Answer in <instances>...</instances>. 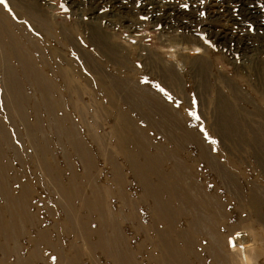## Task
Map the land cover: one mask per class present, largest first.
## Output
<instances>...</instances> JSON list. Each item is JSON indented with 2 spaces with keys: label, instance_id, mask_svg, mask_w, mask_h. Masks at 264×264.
I'll return each mask as SVG.
<instances>
[{
  "label": "rangeland",
  "instance_id": "obj_1",
  "mask_svg": "<svg viewBox=\"0 0 264 264\" xmlns=\"http://www.w3.org/2000/svg\"><path fill=\"white\" fill-rule=\"evenodd\" d=\"M104 1L0 3V58L17 44L47 82L40 97L10 54L0 59V166L33 216L13 230L14 242L0 230V264H264V30L207 25L215 0H160L148 13L146 0H121L112 12ZM170 9L190 14L187 30L151 19ZM204 26L250 33L254 51L229 54ZM4 67L15 70L13 99ZM128 163L147 174L139 180ZM142 182L161 186L155 201L167 216ZM3 200L2 224L14 217ZM97 228L118 237V247L108 242L117 263Z\"/></svg>",
  "mask_w": 264,
  "mask_h": 264
},
{
  "label": "bare ground",
  "instance_id": "obj_2",
  "mask_svg": "<svg viewBox=\"0 0 264 264\" xmlns=\"http://www.w3.org/2000/svg\"><path fill=\"white\" fill-rule=\"evenodd\" d=\"M89 1V4L90 5H92V7H94V8H96V6H97V4H96V2L94 3V4H92L91 2H94V1H96V0H88ZM104 0H99V2H103ZM121 0H108L107 1V3L106 4H110V3H112V9L110 10L111 12H112V10L114 9V7H119L120 8V5H121V2H120ZM128 1V0H127ZM130 1V0H129ZM132 1H134V0H132ZM147 2V5H145L144 6V3L142 4V8H141V11H143V12H149L150 11V9H151V5L153 4L152 2H157V1H160V0H146ZM162 1H176V0H162ZM216 2H218V7H216V5H212L211 7H210V9L207 11V15H206V17H207V25H209L210 23H216L217 25H218V23H220L221 21L220 20H224L223 22L224 23H227V22H229V23H231V25L232 26H234V27H239V29L240 30H243L244 31V29H242L244 26H245V23L247 24V23H250V25H252L253 26V28L255 29V30H257V31H262V30H264V0H215ZM105 2V1H104ZM98 3V2H97ZM118 4L119 3V5H115V4ZM132 3V2H131ZM145 3V4H146ZM158 3V2H157ZM105 4V5H106ZM174 4V3H173ZM221 4V5H220ZM154 7V6H153ZM154 10V9H153ZM155 12H156V10H155ZM118 14V13H117ZM150 14V13H149ZM93 15V14H92ZM151 16V15H150ZM162 16V15H161ZM160 17V16H159ZM151 19L154 21V22H156L157 24L158 23H160V24H162L163 25V27L164 28H173V26H172V24H174L176 27H181L182 29H184V30H187L188 29V26L191 24V23H193V18L192 17H190V14L189 15H184V13H180L179 11H174V10H172V9H170V11H167V12H165V14H164V16H163V18H162V20H159V18L157 17V16H154L153 15V17L151 16ZM215 24V25H216ZM249 24H248V26H250ZM212 26V25H211ZM207 27V26H204V29H206L205 31H207L208 32V34H209V36H211V38H213L214 40L213 41H215L216 42V44H218L220 47H222V48H227V52H229V54H234V55H238V56H246V55H249L251 52H253L254 51V48L252 47L253 46V44H252V40H251V34L250 33H248V34H250V35H248V34H246V35H243V33L241 32V31H239V29H238V32H241V33H238V35L236 34V35H234V34H230V33H228V32H226L224 29H215L214 27ZM216 27V26H215ZM251 27V26H250ZM226 28V27H225ZM4 28H3V26H2V23H1V20H0V34H1V32H2V30H3ZM203 29V30H204ZM248 29H249V27H248ZM248 29H246V30H248ZM250 30V29H249ZM252 30V29H251ZM230 31V30H229ZM237 31V30H236ZM5 32V31H4ZM233 32H234V30H233ZM246 32V31H245ZM263 32V31H262ZM3 33V32H2ZM1 36H2V34H1ZM3 37V36H2ZM2 39H4V38H2ZM253 39V38H252ZM212 40V39H211ZM3 41V40H2ZM13 47H14V49L16 50V51H11V52H8V53H6L5 51H3L4 53H1V63L3 62V63H6L5 61L6 60H8L7 58V56H9V54L13 57V59L18 63V65H19V67H20V69H21V74H22V76H23V78L24 79H30L31 81L33 80V82H34V84H35V88L38 90V92L41 94V96L40 97H45V95L43 96V94H44V91L45 90H47V82H45V81H42L41 80V77L39 76V75H41V74H39L38 75V73H37V71L35 70V68H33V66H32V59L30 58V56H29V54H25L24 52H26L25 50H23V51H20L18 48V46H17V44H14L13 45ZM0 48H6V47H4V45H1L0 44ZM28 49H29V46H28ZM30 50V49H29ZM225 51V50H224ZM226 52V53H227ZM7 55V56H6ZM233 55V56H234ZM10 56V57H11ZM237 57V56H236ZM230 58V57H229ZM235 59V58H234ZM10 61V60H9ZM8 62V61H7ZM15 69V68H14ZM2 70H3V75L6 77V81L8 82V84H7V86L9 87V90H7L8 92H11V93H9V94H11L12 95V99H13V97L14 96H16L17 95V93H19V92H17L18 91V85H17V83H18V81H17V78L14 76V74H13V71H15V70H11V68H5L4 67V69L2 68ZM16 73V72H15ZM8 76V77H7ZM17 81V82H16ZM27 81V80H26ZM29 81V80H28ZM27 81V82H28ZM30 84H31V82H30ZM33 85V84H32ZM20 86V85H19ZM8 89V88H7ZM6 91V92H7ZM37 92V93H38ZM47 92V91H46ZM38 93V94H39ZM47 96V95H46ZM51 96V95H50ZM17 97V96H16ZM15 97V98H16ZM14 98V99H15ZM42 99V98H41ZM11 100V99H10ZM16 100L17 99H15L14 101H15V104H16ZM28 100V99H27ZM53 100V99H52ZM50 101V100H49ZM49 101H47L46 99H45V102L43 103V104H49ZM24 102V101H23ZM41 102H43V100L41 101ZM25 103V102H24ZM18 104V103H17ZM56 104V103H55ZM39 106L38 104H35V106ZM16 106V105H15ZM34 106V107H35ZM44 107V106H43ZM42 107V108H43ZM49 107V108H48ZM48 107H46V109L48 110V111H45V112H47L46 113V115H48L47 116V119L49 120L53 115V111H51V109H50V105L48 106ZM18 108V107H17ZM21 108V107H20ZM45 108V107H44ZM14 110V109H13ZM18 110V109H17ZM36 113V112H35ZM21 113L19 112V115H20ZM21 118V117H20ZM56 121V118L54 119V124H55V127H54V129H58V126L60 127V125H59V123H56L55 122ZM58 122V121H57ZM65 123V122H64ZM41 124V123H40ZM27 126V125H26ZM36 127H37V125H35ZM41 126V125H40ZM38 128V127H37ZM36 128V129H37ZM28 131V130H27ZM37 131H40L41 132V130L40 129H38ZM29 132V131H28ZM27 132V133H28ZM31 132V131H30ZM29 132V133H30ZM58 132V131H57ZM26 133V134H27ZM32 134V133H31ZM71 133L69 132V135H70ZM5 135V134H4ZM30 135V134H29ZM29 135H28V137H29ZM68 135V134H67ZM31 136V135H30ZM70 137V139H72L71 138V136H69ZM74 139H76V138H74ZM68 141V140H67ZM70 144L71 145H73V146H71V147H73V149L75 150L76 149V157H78L79 159H80V157H83L82 155H83V149H82V147H80V146H78L77 145V142H76V140H71L70 141ZM34 148H35V150L37 149L35 146H34ZM34 150V151H35ZM36 152V155L38 156V158L41 156V158L43 157V155L45 154V149L43 148V147H40L39 148V151L37 152V151H35ZM80 155V156H79ZM1 157H2V153H1V150H0V160H1ZM141 157H143V156H141ZM169 158V157H168ZM66 159V158H65ZM204 159V158H203ZM82 160V159H81ZM85 160V159H84ZM128 161H130V160H128ZM39 162L40 163H38V164H40L41 166H40V168L42 167V169L43 168H45L46 169V172H49L50 174H51V177H52V182L54 181V182H56L57 184V188H58V190L60 191V193L62 192V193H66V190L64 189V188H61V186H58V180H57V178H56V176H55V173L53 172L54 170H52L51 168V166H48L47 164H45L44 162H43V159H41V160H39ZM134 162V161H133ZM133 162H131V163H133ZM144 162V161H143ZM153 162V161H152ZM145 163H146V160H145ZM147 163H149V162H147ZM160 163V162H159ZM177 163V162H176ZM129 165H130V163H128ZM152 164V163H151ZM180 165V164H179ZM144 166V167H143ZM142 167V169L139 167V166H135V164H131L130 165V169H131V171L133 172H135V176L137 177V175L139 176L138 178H139V180H141V179H143V175L145 174L144 172L146 171V168H145V164L143 165ZM150 166V165H149ZM3 167H6V166H3ZM3 167H1L0 166V195L3 197V201L5 202V204L7 205V208H6V205L4 204V206H5V208L7 209V212L12 216V215H14V217H13V219L10 221V222H7V223H5L4 222V224H2V221L0 220V230L1 231H3L2 232V235H3V237H5V239L7 240V241H11V242H14V237L12 236L13 234H12V232H13V230L14 229H16V228H19V231L20 232H22V229H23V227H22V225H23V223H31V220H32V218H33V216L29 213V210H30V208H29V204H28V202H27V199H26V197H27V194H26V192L24 191V192H22L21 193V195L19 196V197H12L11 196V193L9 192V190L7 189V187H6V185H5V176H4V171H3ZM147 167V166H146ZM157 167V166H156ZM183 169V168H182ZM7 170V169H6ZM149 170V169H148ZM44 171V170H43ZM179 171H180V169H179ZM178 171V172H179ZM45 172V173H46ZM152 173V172H151ZM181 173V172H180ZM137 174V175H136ZM147 174V173H146ZM145 174V175H146ZM174 174L176 175V173L174 172ZM133 175V174H132ZM168 174H166V176H167ZM48 176V175H47ZM173 176V175H172ZM176 176H178V175H176ZM175 176V177H176ZM169 177H170V175H169ZM148 178V177H147ZM164 178H165V176H164ZM160 179H161V177H160ZM168 179V178H167ZM176 179V178H175ZM146 180V179H145ZM164 181V180H163ZM141 182V181H140ZM146 183H147V181H146ZM158 183V182H157ZM163 183V182H162ZM166 183V182H165ZM72 185V184H71ZM139 185V187L141 188V190L143 191V193L144 194H149L150 195V197L155 201L157 198V195L161 192L160 191V187L161 186H158V187H155V188H151L152 186L150 185L149 187L144 183V182H142V184H138ZM154 185V184H153ZM54 186V185H53ZM74 186V185H73ZM145 186V187H144ZM72 187V186H71ZM165 187V186H164ZM73 188V187H72ZM172 188H174V187H172ZM163 189V188H162ZM160 191V192H159ZM55 192H57V191H55ZM68 192V191H67ZM95 190H94V188L92 189V192H91V194H95ZM190 192V191H189ZM59 194V193H58ZM67 194H65V196H66ZM192 195V194H191ZM65 196H63V198H65ZM68 196H69V194H68ZM162 196V195H161ZM62 197V196H61ZM190 197V196H189ZM63 198H61L60 200L62 201L63 200ZM171 198V197H170ZM69 199V198H68ZM65 200V199H64ZM64 202H66V201H64ZM70 202V201H69ZM190 202V201H189ZM155 203H156V201H155ZM187 203V202H186ZM64 204V203H63ZM69 203H68V201H67V205H68ZM97 204V203H96ZM161 203H156V207H158L157 209L159 210V211H161V213L163 214V215H165V216H167L168 215V209L166 210L165 208H164V206H163V203H162V205H160ZM9 205H11V207H9ZM169 205V204H168ZM65 206V205H64ZM87 206V205H86ZM63 207V206H62ZM69 207V206H68ZM67 207V209H69ZM85 207V206H84ZM165 207H167L166 205H165ZM170 207V206H169ZM91 209L93 208V209H97V206L96 205H92L91 207H90ZM154 208V207H153ZM86 210H88L87 209V207H86ZM67 211V210H66ZM72 212V211H71ZM70 211H68V215L71 213ZM94 212H96L95 210H94ZM169 212H170V210H169ZM8 214V215H9ZM101 214V213H100ZM102 215V214H101ZM66 216H67V214H66ZM99 216V215H98ZM101 217V216H100ZM103 217V216H102ZM102 217H101V220H102ZM160 217V216H159ZM67 218H68V216H67ZM66 218V219H67ZM74 219V218H73ZM198 220V219H197ZM201 220V219H200ZM23 222V223H22ZM100 223H102V221L100 222ZM192 224V223H191ZM203 224V223H202ZM104 226V225H103ZM191 226V225H190ZM199 227V226H198ZM103 228V227H102ZM97 232V233H96ZM95 232V234H94V232H93V234L94 235H98V238H99V243H100V246H101V250L103 251V253L105 254V256H108V257H110L111 258V260L113 261V263H117L119 260H120V258H121V254H119V253H113V249H110V248H108V242H111V243H113L114 241H116V246L118 247V243H119V239H118V237H116L115 235H113L112 234V237L110 238L109 237V239H107L108 237H106V236H102L101 234H103L102 232H100L99 230H98V228H97V231ZM42 235L43 234H41V233H37V236L40 238V237H42ZM100 235H101V238H100ZM44 237V236H43ZM106 237V238H105ZM9 239V240H8ZM5 240V241H6ZM118 241V242H117ZM101 251V252H102ZM32 254H33V256H34V253L32 252ZM32 254H31V256H32ZM36 256V255H35ZM110 260V261H111ZM123 260H124V258H123ZM126 260V259H125ZM237 263V262H236Z\"/></svg>",
  "mask_w": 264,
  "mask_h": 264
},
{
  "label": "snow or ice",
  "instance_id": "obj_3",
  "mask_svg": "<svg viewBox=\"0 0 264 264\" xmlns=\"http://www.w3.org/2000/svg\"><path fill=\"white\" fill-rule=\"evenodd\" d=\"M4 2V0H0V3H3Z\"/></svg>",
  "mask_w": 264,
  "mask_h": 264
}]
</instances>
